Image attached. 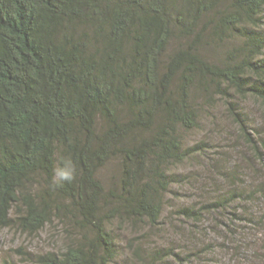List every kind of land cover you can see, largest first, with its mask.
<instances>
[{
  "label": "trees",
  "instance_id": "1",
  "mask_svg": "<svg viewBox=\"0 0 264 264\" xmlns=\"http://www.w3.org/2000/svg\"><path fill=\"white\" fill-rule=\"evenodd\" d=\"M248 96L264 105V0H0V231L60 220L71 241L37 264L116 262L115 222L157 226L189 179L179 166L206 155L186 135L210 106L225 101L263 157ZM65 163L74 179L57 185ZM244 185L178 212L197 222L262 199L264 183ZM247 211L231 213L264 217Z\"/></svg>",
  "mask_w": 264,
  "mask_h": 264
},
{
  "label": "rangeland",
  "instance_id": "2",
  "mask_svg": "<svg viewBox=\"0 0 264 264\" xmlns=\"http://www.w3.org/2000/svg\"><path fill=\"white\" fill-rule=\"evenodd\" d=\"M237 100L250 115V127L259 129L264 138V105L252 96ZM224 102L210 106V111L202 115L199 127L187 133L189 144L207 141L208 151L179 166L178 172L188 174L189 179L172 187L161 222L155 227L115 222L113 227L122 254L112 264H145L146 261V264H264V192L261 200L251 204L238 201L224 214L209 212L197 222L178 212L184 206L198 207L214 199L220 191L245 188L246 181L254 185L264 183V154L259 158L245 145L239 126L228 116ZM261 147L264 152V145ZM113 170L110 167L104 173L112 174ZM234 171L233 175H227ZM246 210L248 215L262 218L260 223L236 219L231 213ZM70 241L66 224L60 220L33 235L6 228L0 231V263L37 264L39 253L60 250ZM158 248L172 253L168 259L154 263L151 253Z\"/></svg>",
  "mask_w": 264,
  "mask_h": 264
},
{
  "label": "clouds",
  "instance_id": "3",
  "mask_svg": "<svg viewBox=\"0 0 264 264\" xmlns=\"http://www.w3.org/2000/svg\"><path fill=\"white\" fill-rule=\"evenodd\" d=\"M74 179V170L70 164L65 163L63 166L58 167L54 170L53 181L59 185L63 182H70Z\"/></svg>",
  "mask_w": 264,
  "mask_h": 264
}]
</instances>
